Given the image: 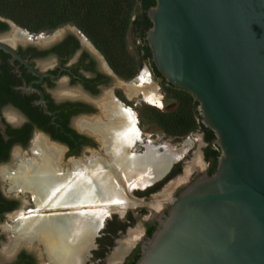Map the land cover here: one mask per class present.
Wrapping results in <instances>:
<instances>
[{"label":"water","instance_id":"water-1","mask_svg":"<svg viewBox=\"0 0 264 264\" xmlns=\"http://www.w3.org/2000/svg\"><path fill=\"white\" fill-rule=\"evenodd\" d=\"M147 15L156 69L196 97L220 154L172 194L135 264H264V0H156Z\"/></svg>","mask_w":264,"mask_h":264},{"label":"flooded vegetation","instance_id":"flooded-vegetation-1","mask_svg":"<svg viewBox=\"0 0 264 264\" xmlns=\"http://www.w3.org/2000/svg\"><path fill=\"white\" fill-rule=\"evenodd\" d=\"M7 22L18 27L9 33H7L9 25L5 29H0V34L6 33L0 37V43L10 49L0 48V115L6 124L8 137L5 139L1 130L0 135L2 137L1 142L10 146L9 157L13 147L27 145L33 135L40 132V135L44 136L49 143L56 144L61 149L60 154L54 158V163L57 164L54 169L63 177H69L80 169L85 171V175L88 176L90 170H95L99 164L116 172L115 175L117 176L120 173L116 170L118 161H121L123 156L132 155L130 150L133 142L123 144L119 150L115 149L118 144L115 140L122 139V134L128 133V126L132 120V118L126 117V113L128 111L131 113L130 110L135 108L139 115L140 121L139 124H136L138 128L136 139L141 138L140 126L145 124L141 116V109L145 103L135 99L138 98L135 96V91L125 88V84L137 74L130 79L117 74L104 54L76 24L67 23L71 26L65 31L59 29L67 24L54 29L34 32L12 20H7ZM144 61H141V65ZM152 72L153 77L163 87V79L156 76L154 70ZM60 81L67 82L69 88L62 87L59 89ZM117 81L124 86L123 89H105V87H111L112 82ZM102 88L105 90L104 98L94 100ZM42 99H44L45 104H42ZM6 108L9 110L4 111ZM46 109L50 112H47ZM98 110L100 114H94ZM10 113L14 115V119L10 117ZM21 132L23 137H26V142L21 140ZM201 133L204 142L202 156L206 164L202 172L210 173L213 170V163L206 157L209 143L205 139V132L201 131ZM135 145L137 149L141 150L146 147L144 141H135ZM85 150H88L89 154H86ZM144 154L145 152H140L138 155ZM138 159L143 160L142 157H138L136 160ZM7 160L0 161V181L1 177L2 179L8 178L12 183V190L18 188L24 190L26 189L23 188L24 186L28 187L26 190H29L30 196L32 195L30 202H28L33 206V211L58 219L59 216L51 213L73 211L74 206L61 205L56 208L55 206L38 208L37 194L42 191L40 182L30 183L32 186H27L26 183H18L12 177V173L10 177H5L10 172L8 166H1V164ZM19 161L13 163L15 169ZM182 171V162L180 160L175 161L164 175L161 177L154 176L153 179L157 180L150 185L135 187L133 195L143 204L145 200L157 193ZM202 172L192 175L189 181ZM165 179L167 180L162 184ZM182 188L174 194L173 199L178 196ZM28 202L24 201V204ZM171 203L169 202L158 215L166 212ZM19 204L20 199L18 197L6 195L0 186V252L3 250L10 254L8 258L0 259V264H58L59 249H54L56 252L54 258L51 255L52 252L49 251L46 238L41 235V228L39 227L29 234L21 233L17 230L18 218L13 224V245L4 249L5 229L12 230V226L3 225L1 221L10 213L20 214L23 212ZM58 208L60 210H57ZM148 212L149 209L143 204L137 208L136 213L135 211H127L122 220L109 219L105 231L113 224H118L120 226L117 232L111 234L110 231H104L102 236L91 239V244L87 248L81 264H100V261L106 256V251H109L114 245V242L112 245L104 242L110 239L107 236L111 234L114 238L116 234L127 230L134 223L136 214L144 216ZM158 215L149 221H143L145 237L140 243L132 244L125 241L122 243V250L118 258L114 261L111 258L113 264H124L140 253L142 243L147 238L148 224L156 226ZM22 241L24 245L26 244L25 246H21Z\"/></svg>","mask_w":264,"mask_h":264},{"label":"trees","instance_id":"trees-1","mask_svg":"<svg viewBox=\"0 0 264 264\" xmlns=\"http://www.w3.org/2000/svg\"><path fill=\"white\" fill-rule=\"evenodd\" d=\"M155 3L156 0H0V29L8 27L7 20L34 32L67 23L76 24L104 54L116 73L130 79L139 72L142 60L152 61L146 39L147 30L152 25L147 10ZM131 30L140 40L138 54L129 48L128 35ZM152 64L156 76L163 79L165 96L172 102L164 109L145 104L141 109L142 120L147 124H156L170 136L185 137L198 130L205 132V139L209 143L206 157L213 163L212 174L217 166L220 148L214 142V132L201 121L198 100L189 90L167 82L153 61ZM1 138L0 135V161L9 158L10 150V146L3 144ZM20 138L26 142L22 132ZM119 226L113 224L105 232H117ZM155 227L148 224L147 236L152 234ZM111 234L107 236L110 239L104 241L108 245L114 242ZM139 257L140 253L124 264H135Z\"/></svg>","mask_w":264,"mask_h":264},{"label":"rangeland","instance_id":"rangeland-1","mask_svg":"<svg viewBox=\"0 0 264 264\" xmlns=\"http://www.w3.org/2000/svg\"><path fill=\"white\" fill-rule=\"evenodd\" d=\"M71 25L67 24L63 27H61L60 31L67 30ZM17 25L13 23H9V29L7 33L10 31L13 32L17 29ZM5 34H0L1 36H4ZM128 42H129V48L130 50L138 54V47L140 45V40L135 37L134 31L131 30L128 35ZM152 63L151 60H145L143 64L140 67L139 72L137 75L127 82L125 84V88L127 90L135 91V96H138V100H142L143 103L152 105L161 109H164L168 103L172 102L171 99L167 98L164 94L163 87L158 83V81L153 77V70H152ZM67 82L60 81L59 82V89L62 87L69 88ZM111 87H105V89H123L124 86L119 84V81L112 82L110 84ZM104 89L102 88L98 95L94 98V100H98L99 98H104ZM121 91V90H120ZM123 93V91H121ZM150 94H156L157 98L161 100L162 104L158 105L157 103H152L147 99V96ZM93 101V100H92ZM99 104V103H98ZM129 108V107H126ZM9 109H5L4 111H8ZM131 113L128 111V117L129 119L132 118L130 125L128 126L129 129L132 127L134 129V135L133 138L127 142V144H132L131 154L127 155L129 157H142L143 161L146 163H150L153 166H159L160 164L164 163L163 159L161 161V157H163L165 154H171L170 160H167L165 163V166L161 165V168L164 169L161 170V174L158 172V176L161 177L164 175L169 167L175 162V161H181L183 165V171L179 173L177 176H175L171 181L167 182L163 188H161L157 193H154L149 197L148 200H145L143 204L149 209V212L146 215H139L136 214V220L132 225H130L127 230L120 231L118 234L114 236V245L111 247V249L106 251V256L100 261V264H113L111 262V258L113 254L116 253V249L122 247V243L124 241L130 242L132 244L140 243L143 240V221H148L150 218L156 216L161 210L165 208V206L168 204L172 194L182 187L191 177L192 175H195L199 170H203L205 168V161L202 156V149H203V135L200 130L190 133L189 135L185 137H171L167 135L159 126L156 124H143L140 126L141 132V138L136 139L135 136L138 134V128L136 124H139L140 118L137 114V110L135 108H132L130 110ZM94 114H100V111H96ZM92 114V115H94ZM132 114V115H131ZM131 129V131H132ZM132 131V133H133ZM129 132V131H127ZM40 134V132H36V134L33 135V137L30 139L29 143L25 146L22 145H16L11 149L10 157L5 162L2 163L1 166H9L7 167L9 169V174H6L5 177H10V174L12 172H15V167L13 166V163L17 162L19 160L18 156L23 158H28L29 156L33 155L32 151V143L33 138ZM135 138V139H134ZM146 139V140H145ZM134 140V141H133ZM135 141H144L146 143V147L144 150L137 149L135 145ZM53 144V143H52ZM56 145V144H55ZM140 147V146H138ZM93 150V149H92ZM150 150V151H149ZM152 151V152H151ZM19 152V153H18ZM86 154H89V151H84ZM140 152H145L144 155H138ZM155 152V154H154ZM176 157V158H175ZM169 162V163H168ZM136 164V162H135ZM117 166V172L120 171V173L115 175L116 172H113L110 168L106 169L102 164H99L94 169V173L99 174L100 178L105 177L110 179V181L114 182V186L116 187V191L118 193L116 196H121L119 199L113 198L110 200H103V204H98L96 206L100 210H104L102 216H101V225L99 224L98 230L96 232V236L94 238L100 237L103 235L107 221L109 219H118L122 220L125 218V215L130 211H135L137 208L142 206L143 204L140 203V200H138L133 195V189L137 186L146 187L147 185H150L153 181L157 179H150L151 177L147 175V172L143 170V167L141 169L139 167H130V166H122V161H118ZM135 166V165H133ZM132 168V169H131ZM17 170V168H16ZM88 171V169H86ZM141 171V172H140ZM121 174L119 177L118 175ZM160 174V175H159ZM135 175V176H134ZM127 176L130 177L129 180H127ZM155 176V175H154ZM152 176V178L154 177ZM156 175V177H158ZM136 179V182L134 183V180ZM138 179V180H137ZM150 179V180H149ZM105 181V180H103ZM102 181V182H103ZM125 182V185L123 186V183ZM117 184V186L115 185ZM143 184V185H140ZM12 183L9 181V179H2L0 181V186L3 190V192L11 197H18L20 199L19 206L22 207L23 212H21V215L24 217L32 215L35 210L33 211V206L30 205V199L31 196L28 192L29 190L26 189H13L11 188ZM118 187V189H117ZM19 194V195H18ZM34 197V195H33ZM24 201H29L28 203L24 204ZM56 207H60V204L54 205ZM108 207V208H107ZM57 210H60L58 208ZM40 211V210H39ZM41 212V211H40ZM58 213H51L58 216L59 214H62L64 212L57 211ZM20 214L18 213H10L7 216L4 217V219L1 221V224L5 225L8 224L12 226V230L5 229L6 237L3 240L4 249L8 246L13 245V238H14V232H13V224L16 221L17 218H19ZM93 240V239H92ZM26 245V244H25ZM24 242L22 241L21 246H25ZM10 254L5 253L3 250L0 252V259L4 260L5 258H8ZM118 262V261H117ZM117 264V263H116Z\"/></svg>","mask_w":264,"mask_h":264},{"label":"bare ground","instance_id":"bare-ground-1","mask_svg":"<svg viewBox=\"0 0 264 264\" xmlns=\"http://www.w3.org/2000/svg\"><path fill=\"white\" fill-rule=\"evenodd\" d=\"M147 99L152 103L162 104L156 94L148 95ZM128 114L127 112L126 117H128ZM10 117L12 119L15 118L12 113H10ZM131 129L132 127L127 130L129 131L128 133L122 134V139L115 140L118 142L115 149L119 150L123 147V144L129 143L134 135V129H132L133 133ZM33 139L31 145L33 155L28 158L18 156L20 161L17 170L15 169V172H12V177L18 183H26L27 186H32L30 183L40 182L43 194L37 195L38 208L50 207L56 204L74 206L75 208L72 209L73 211L59 214V219L54 216L42 215L38 211L26 217L20 213L21 216L19 215L20 217L18 218L19 225L17 230L21 233L29 234L40 227L41 235L42 237L44 236L43 238H46L49 251L50 253L52 252L51 255L54 258L56 255L54 249H59L58 264H81L82 258L91 244L92 235L98 228L104 212V210H100L96 206L100 203L103 204V200L119 199L121 196H116L118 191H116L114 182L108 178L106 180L105 177L99 179L100 175L94 173L92 169L88 176L85 175L86 173L82 169L75 171L66 178L63 175H59L54 169V158L60 154L61 149L57 145L49 143L40 134L36 135ZM170 155L165 154L161 157V161L163 159L164 163L157 167L141 159L136 160V157H129L127 155L123 156L121 161L122 166L139 167L140 169L143 167V170L151 177L150 179H153L152 176H158V172L160 173L164 169L163 167L161 168V165L165 166L167 160L171 159ZM52 165L54 166L52 167ZM130 177L127 176V180ZM135 182L136 179L134 180ZM115 185L117 186V184ZM44 222L47 223L43 225ZM121 248L113 254V261L118 258L122 250Z\"/></svg>","mask_w":264,"mask_h":264}]
</instances>
